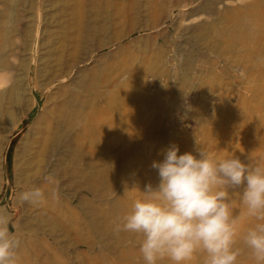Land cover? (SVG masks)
Returning <instances> with one entry per match:
<instances>
[{
    "label": "rangeland",
    "instance_id": "1",
    "mask_svg": "<svg viewBox=\"0 0 264 264\" xmlns=\"http://www.w3.org/2000/svg\"><path fill=\"white\" fill-rule=\"evenodd\" d=\"M0 54V208L25 245L18 264H144L142 238L108 234L101 214L117 210L125 194L131 209L147 184L158 185L151 165L170 144L178 155L198 156L201 147L264 163V0H0ZM58 88L86 100L77 124L92 119L94 150L51 151L23 164L17 179L16 146ZM87 164L108 184L124 175L126 192L99 179L96 194L89 191L74 176ZM32 188L43 200L20 202ZM242 191L229 189L241 248L255 223L244 216ZM204 261L197 253L189 264ZM237 264L255 262L245 250Z\"/></svg>",
    "mask_w": 264,
    "mask_h": 264
},
{
    "label": "clouds",
    "instance_id": "2",
    "mask_svg": "<svg viewBox=\"0 0 264 264\" xmlns=\"http://www.w3.org/2000/svg\"><path fill=\"white\" fill-rule=\"evenodd\" d=\"M176 144L153 161L159 183L145 186L143 198L114 226V233H133L142 239L138 251L144 264H189L197 253L204 264H237L247 250L255 264H264V163H244L237 156L216 158L201 147L179 154ZM243 186L244 216L255 223L237 246L241 216L234 215L229 189ZM43 192L32 188L20 194L22 203H39ZM13 218L0 208V264H18L21 238L9 230Z\"/></svg>",
    "mask_w": 264,
    "mask_h": 264
},
{
    "label": "bare ground",
    "instance_id": "3",
    "mask_svg": "<svg viewBox=\"0 0 264 264\" xmlns=\"http://www.w3.org/2000/svg\"><path fill=\"white\" fill-rule=\"evenodd\" d=\"M123 36L125 35H119L118 38L114 40V42H116V40L122 39ZM4 64H6V60H4V57H2L0 54V69L1 65L3 66ZM41 76V73H38L37 79L41 78ZM39 82L41 83V80H39ZM21 86H23V78L16 81L11 88L13 102L18 95V87ZM41 88L44 90L43 87ZM1 101L2 98L0 95V116L4 113V108ZM85 102L86 100L83 99L82 101L81 96H78V94L63 91L61 88H58L54 95L51 92L47 94V97L41 105L34 121L25 131L16 146L14 162L15 166L20 168L21 172L18 173L19 177L17 179H20L21 175L23 174L21 171V166L23 164L26 162H33L37 157L42 155L46 156L51 151L66 150V153L67 151H71L73 152L74 156L83 157L94 150V146L92 145L93 138L89 132L92 119L88 118L84 123H82V125L77 124V119L79 114L83 112ZM50 104H52V106H50ZM14 109L15 108L8 109L6 110L7 112H5L10 124L15 122L16 110ZM93 123H95L94 120ZM101 173H103V171L99 172L97 169L92 170L87 164L84 168H82L81 171L75 170L74 176H81L84 186L87 187L92 193H95L97 192V187L95 185L97 179L101 181L100 183L104 182L102 187L108 184L105 183V178H101ZM102 180L104 181L102 182ZM109 185L114 192H126V185L128 184L124 180V175H122L120 178L111 181L108 186ZM95 194H92V197H96L97 195ZM126 196V194L123 196V201L120 203L117 210L113 209L108 211L107 215L103 213L101 214L103 218L102 221H104L103 223L106 226V232L108 234L109 232L114 231V226L117 223L122 222L123 216L131 210L127 205H123V203H127V201H125L128 199ZM90 225L92 228H96L99 227V222H92ZM118 235L120 236V240L140 238V236L133 233L121 232Z\"/></svg>",
    "mask_w": 264,
    "mask_h": 264
},
{
    "label": "water",
    "instance_id": "4",
    "mask_svg": "<svg viewBox=\"0 0 264 264\" xmlns=\"http://www.w3.org/2000/svg\"><path fill=\"white\" fill-rule=\"evenodd\" d=\"M6 201V193H4L3 197L0 200V205Z\"/></svg>",
    "mask_w": 264,
    "mask_h": 264
},
{
    "label": "trees",
    "instance_id": "5",
    "mask_svg": "<svg viewBox=\"0 0 264 264\" xmlns=\"http://www.w3.org/2000/svg\"><path fill=\"white\" fill-rule=\"evenodd\" d=\"M12 146H13V142L11 143V147H10V149L12 148ZM10 153V152H9ZM8 153V156H7V161H8V163L10 164V154Z\"/></svg>",
    "mask_w": 264,
    "mask_h": 264
},
{
    "label": "crops",
    "instance_id": "6",
    "mask_svg": "<svg viewBox=\"0 0 264 264\" xmlns=\"http://www.w3.org/2000/svg\"><path fill=\"white\" fill-rule=\"evenodd\" d=\"M21 246H25V245L22 244ZM22 261H24V260H21V258H20V259H19V262H22Z\"/></svg>",
    "mask_w": 264,
    "mask_h": 264
}]
</instances>
